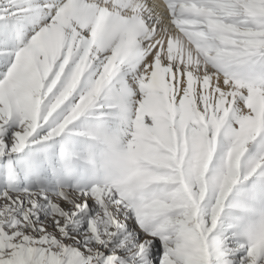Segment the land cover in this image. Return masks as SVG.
Segmentation results:
<instances>
[{"label": "snow or ice", "instance_id": "snow-or-ice-1", "mask_svg": "<svg viewBox=\"0 0 264 264\" xmlns=\"http://www.w3.org/2000/svg\"><path fill=\"white\" fill-rule=\"evenodd\" d=\"M0 264H264V0H0Z\"/></svg>", "mask_w": 264, "mask_h": 264}]
</instances>
